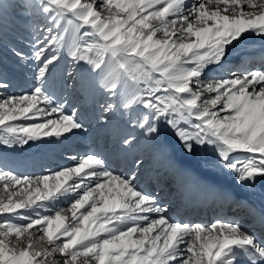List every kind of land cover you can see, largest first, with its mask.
<instances>
[{"label":"snow or ice","instance_id":"obj_1","mask_svg":"<svg viewBox=\"0 0 264 264\" xmlns=\"http://www.w3.org/2000/svg\"><path fill=\"white\" fill-rule=\"evenodd\" d=\"M33 24L31 88L9 92L0 71V264H264V210L259 229L238 221L211 225L173 219L170 206L140 184L142 141L182 185L239 203L187 163L199 161L243 189L264 182V63L227 69L233 49L249 36L264 40V0H17ZM62 57L70 70L58 96L50 77ZM215 67L213 75L209 69ZM224 69V71H219ZM96 127L112 128L114 147L129 157L116 171L97 152L50 174L18 175L5 149L67 140L87 133L84 115L95 95ZM179 158L161 143L164 128ZM238 153H244L242 158ZM66 204V206H62Z\"/></svg>","mask_w":264,"mask_h":264},{"label":"bare ground","instance_id":"obj_2","mask_svg":"<svg viewBox=\"0 0 264 264\" xmlns=\"http://www.w3.org/2000/svg\"><path fill=\"white\" fill-rule=\"evenodd\" d=\"M6 1L7 2L3 1L4 3L0 4V20L5 18V15L8 13V8L10 9L9 6H13L14 4L10 0ZM189 3H191V0H189ZM7 19L14 27L10 29L9 34H5L8 35L6 39L4 38L5 36L0 38V59L5 63L7 57L3 53H8L16 57L14 52L22 49L28 56L31 55L32 26L33 24L42 22L39 17H34L30 20L31 22L27 23L23 21L18 22L17 19L20 20L21 17L15 16L16 23L11 21L9 17H7ZM255 38L257 37L249 36V39ZM21 39L25 42L21 41ZM3 40H6V42L7 40L8 42L15 41L16 43L12 42L9 46L10 49L4 48ZM24 47L27 49H24ZM242 50L247 52L248 46ZM249 50V56L242 58L239 56L231 60L228 59L229 62L226 68L235 71L236 68L239 67L243 70L247 67L255 68L264 63V55L262 54V51H264V40L262 42H256L255 44L253 43L249 46ZM67 66L66 57H62L60 63H58L53 70L50 83L54 86L53 90L58 96H67L71 104H75L83 109L85 105L79 95L73 94L70 91L63 92L59 86L65 76V68ZM0 71H2L4 76H8L7 64L1 65ZM219 71L222 72L224 69H220ZM209 72L215 75L218 70L212 67L209 69ZM23 75L24 73L21 74V77ZM30 75L29 77H22L20 82L23 84V87L16 88L11 93L19 94L31 88L33 79L32 74ZM87 109L84 115L91 122V129L87 133L77 134L63 141H55L51 138L49 142L33 143L30 147H27L26 151H23L21 148L5 149L2 152L3 163H7V160L12 165H15L14 170L17 171L16 174L18 175L40 176L50 174L63 167L71 166L74 163L69 159L71 154L82 155L89 152H97L105 156L112 169L123 171L127 167L129 157L117 151L114 147L115 130L121 127V117L117 114V116L113 118L112 128H99L96 127V121L91 114L89 104H87ZM165 139L166 142H164ZM160 140L161 143L168 145L174 158H179L178 141L169 128H164ZM135 154L139 155L145 162L141 172L140 184L147 190L158 194L161 200L169 204L170 215L173 219L202 224H205L204 219H207L210 222L209 224L206 223L207 225H211L218 220L238 221L246 227L259 229V225L253 213L264 210V182L257 184L255 188L243 189L236 185L230 176H220L210 171L208 168L201 167L199 161L206 160L211 162L215 159V153L211 149L206 153H202L198 161L181 160L180 163H187L190 167L194 168L198 174L210 177L221 190L233 193L235 199L239 201V203H234L232 200H222L211 196H205L195 191L190 186L182 185L179 178L175 176L166 163L159 158L153 144L148 141H142L137 146ZM235 155L242 158L246 154L238 153ZM10 168L13 170L11 166ZM205 205L207 206L208 214L204 215L202 213L203 215L200 216L198 206L204 208ZM228 210H230V213H228ZM219 212L221 213L220 215H218ZM202 216L204 219H202Z\"/></svg>","mask_w":264,"mask_h":264},{"label":"rangeland","instance_id":"obj_3","mask_svg":"<svg viewBox=\"0 0 264 264\" xmlns=\"http://www.w3.org/2000/svg\"><path fill=\"white\" fill-rule=\"evenodd\" d=\"M3 1L4 2H7L6 0H0V4L4 3ZM10 1H12L14 3L13 6H9L10 9L8 8V11H7L8 13L5 15V18H3L2 20H0V38H2L3 36H5L4 38L6 39V36H8V35H5V34H9L10 33V29H13V27H14L12 25V23H10L8 21L7 17H9L11 19V21H14V23H16L15 22V16L16 17H20L19 16L20 15L19 14V9L16 7L17 0H10ZM33 18L34 17H31L29 19V21H27V22H31L30 20H32ZM17 21L18 22L19 21H23L24 23H27L23 19H20V20L17 19ZM21 41H23V40L21 39ZM262 41L263 40H260L259 38L249 39V37H248V39H246L245 41H243L240 45H238L235 49L232 50L231 55L229 56L228 59L231 60V59H233L235 57H239V56H241V58L242 57L249 56L248 55V53L250 52L249 46H251L253 43L255 44L256 42H262ZM12 42H15V41L8 42V40H7V42H6V40L5 41L3 40L4 48H9L10 49L9 46L11 45ZM23 42H25V41H23ZM247 46H248V51L247 52H244L242 49L247 48ZM24 49H27V48L24 47ZM3 54L7 57V61L5 63V62H2V59H0V67H1V65L7 64V74H8V76H6V77H7L8 82L11 85V87L9 88V92H12L16 88L23 87V84L20 82V80H21L22 77H29V76H31L30 74H32L33 65L32 64H29L27 62H21V61H19L18 58L12 56L11 54H8V53H3ZM69 70H70V68H69V66H67L65 68V75L67 74V72ZM23 73H24V75L21 77V74H23ZM80 99H81V97H80ZM102 100H103V97L100 96V95H98V94L88 100V104L90 105V108H91V114H92V116L94 118H95V112L92 110V105H93V103L95 101H102ZM98 130H100V129H98ZM98 130H95V131H98ZM92 132H94V131H92ZM49 139H51V138H49ZM6 162L7 163H4V164L9 169H11L10 168V166H11L13 168L14 173L16 174L17 171L14 170L15 169L14 168L15 165H12L7 160H6ZM63 206H66V205H63Z\"/></svg>","mask_w":264,"mask_h":264}]
</instances>
